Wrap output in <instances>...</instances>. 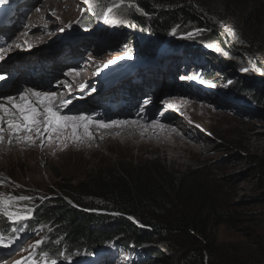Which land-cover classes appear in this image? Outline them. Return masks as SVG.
<instances>
[{"label": "rangeland", "instance_id": "374dc122", "mask_svg": "<svg viewBox=\"0 0 264 264\" xmlns=\"http://www.w3.org/2000/svg\"><path fill=\"white\" fill-rule=\"evenodd\" d=\"M27 1L39 4L40 1L44 2L46 0ZM27 1L22 5L23 8L19 11L20 13H18V9L21 7H17V15H19L17 21L22 22L23 18L20 17L24 14L22 12H28ZM57 1L63 6L61 8L67 7L66 15H56L54 10H51L52 12L49 15L44 14L40 17L38 21L42 23L40 25H29L28 22H25L23 27L20 28V25L18 26L16 22L15 25H11L9 31L3 33L4 37L12 34V39L8 37L9 41L8 39L4 40L7 45L6 50H8L5 59L13 58V65L19 64L20 68V64L24 63V61L38 60L41 62V56L49 57L44 50L46 52L47 49L51 50L48 41H45V35L53 33L55 37L67 36V33L72 31V29L68 28V24L73 21L76 23L73 28L78 26L79 30H83L90 25L93 27L103 24L105 25L103 33L112 35L113 30H117L118 33L115 36L112 35L116 38H120L126 32L130 34L128 42H106L104 38L105 41L103 39L98 41L93 37H82L81 42L77 45L78 48L74 49L75 52L81 54V57L78 56L75 60H84L85 56L86 61L88 58L99 67L100 73H107L111 70H105L102 64H108L109 61L131 52V47L136 48L133 51H138L141 48L143 49L142 51L150 52L151 46V50L156 55L155 53L162 47L161 41L167 42L169 40V46L173 48L174 52L177 53L179 51L180 54L169 56L165 60V65L163 63L159 69H152L149 75H142L143 78L148 77L149 83L142 85L141 88L145 91L148 89L153 90L154 94L150 98L152 97L157 104L165 106L170 113L177 114L182 125L192 124L197 128V131L206 139L209 157L196 167L185 168L170 165L169 163H158V161L151 158L145 161L134 160L125 154L124 151L118 150L111 159H104L95 165L94 163L86 165L88 163L84 162V158L90 155L83 148L82 150L75 149L73 154H68V156L61 159L42 160L39 157L35 166L31 157L19 154L17 159L6 162L3 171H0V220H7L9 224L7 227L13 230L18 227L17 223L10 221L7 213L11 211L26 215L28 218L20 221L23 226L18 228L23 229L24 227L25 231L28 232H25L26 234L21 240H17L18 244L14 249L6 253L10 256L3 257L0 263L17 264L20 261L21 264H34V261L38 262L40 260L35 256L46 254V250H50L49 246L61 248L66 239V235L58 234L52 223H36L38 221L31 217L33 213L26 204L10 202L3 197L6 196V198L8 197L15 201L22 196L9 197V195H25V198H29L26 195L37 193L44 195L49 190H56L62 186L80 182L87 175H99L104 165L113 163H120L123 166L145 164L146 171L155 168H167L173 171H196L199 179H202L208 185L209 183L213 184L212 186L209 185L213 188L212 193L215 194L217 202L225 208L227 213L239 214V216L241 213H247V217H254V219L249 217L243 219L244 217H240L233 224H228L218 222V218L214 215L207 216L209 238L215 240L224 252L238 253L243 261L247 260L252 253L264 254V195L263 198L261 197L264 193V169L260 171L255 162L258 158H261L264 162V101L261 99L257 100L250 91L253 90L255 92L256 90L264 89V32L254 35V38L251 41L249 40L250 43L248 45H245L241 39L238 40L236 35L238 28L251 32L257 30L253 20L250 18V10L243 9L239 11L233 9V7L224 10L222 0H186L192 4L193 9L199 12L200 18L206 22L209 29L212 27L214 36L207 35L209 32L201 29V27H194L193 23L187 21L186 26L184 25L186 33H181V35L180 33L172 34L171 30H168L166 32V35L168 34L169 36L168 38L164 37V39L157 40L153 34L154 29L152 30V25H150V20L154 21L155 17L145 14V18L149 19V26H142L139 20L134 19L135 10L142 12L141 7L134 5L132 0H130L131 3L129 4V1L126 2L124 0L123 2L121 0H88L87 3H85V0ZM176 1L174 0V2ZM178 1L184 2L185 0ZM109 8L112 9L111 12H108ZM107 13L109 17L104 21L103 17ZM163 20L155 19V23L157 21L160 24ZM32 26L37 27L38 32H41L40 35L45 37L34 38V36H31L36 32L31 30ZM156 26L159 27L158 24ZM161 26H163V23H161ZM57 27L61 28L57 29ZM25 28L28 29L22 35V29ZM96 33L98 34L99 32L96 31ZM79 34L82 35L81 32ZM106 34L104 36L109 37ZM204 36H208V39L211 40V42L208 41L211 43L208 48L204 45ZM248 36H251V34ZM243 38L245 39V37ZM66 43L68 44L66 45L67 49L72 50L69 46L72 45L71 41L68 40ZM90 48L95 49L96 52L89 50ZM140 55L144 56L147 54L141 52ZM32 56L33 58H31ZM65 57L67 61V56ZM196 57H204L205 60L200 62V64H196L193 62ZM67 62L74 67H79L80 65V63L74 65L72 61ZM119 62L112 66L118 65ZM231 62H233L234 67L227 70L224 69ZM6 63L10 64V62ZM184 65H198L204 72L203 76L206 77L204 83L210 85V88H206L211 89L212 93L201 91L194 85L193 81L188 80L185 83L177 80L179 76L185 77V69L180 68V66L184 67ZM243 69L248 70L243 71ZM54 71L60 73L61 70ZM82 74H84V71H79L81 83L86 80V77L82 76ZM48 75L50 76L51 74ZM25 77L27 81L31 79L34 82H40L37 76L29 77L25 75ZM60 78V76L57 77V79ZM105 78L109 80L107 77ZM228 78L230 82H227L226 79ZM17 79L12 83L11 88L18 91L25 86L23 79ZM216 82L226 86V88H220ZM234 82L247 86L248 89L245 88L241 92L236 89ZM180 84L187 92L197 91L201 103L224 111L231 118V123L236 128L230 134H220L215 121L207 115L201 120H197L196 117L195 119L185 118L184 113H180L175 109L171 99L167 98H176V102L183 104L184 102L196 100L191 94L179 92L182 90L176 88ZM90 85L91 83L86 85V87ZM219 89L223 92L219 93ZM227 89H236L232 90L234 95L227 96L224 94ZM73 94L70 96H73ZM142 95L143 92L140 93L139 91L136 96L137 99H142ZM239 97L243 101L238 100ZM220 101L223 104L220 105ZM182 111H187L194 116L195 113L200 112L197 107L190 108V105L183 107ZM156 115H159V113L156 112ZM36 140L38 141L37 150L41 151L43 140L41 138H36ZM73 172H78L80 174L79 177L66 178L62 175L63 173ZM36 197L42 199L38 195ZM23 212L24 214H22ZM34 222L37 224L35 228L33 226ZM255 224H258V226L254 227L253 225ZM37 240H43V243L38 248L34 247ZM99 242L101 245L106 244L104 240ZM173 242L176 244L175 249H172L164 242H159L158 245H149L147 249L149 248L150 253L148 255L145 254L143 258L133 249L135 248L133 244L124 247L118 246L115 253H110L104 257L101 256L97 262L89 264H179L184 242L180 238H175ZM14 245L11 244V246ZM40 247L45 248L44 252L38 250ZM156 254H160V256Z\"/></svg>", "mask_w": 264, "mask_h": 264}, {"label": "trees", "instance_id": "16d2710c", "mask_svg": "<svg viewBox=\"0 0 264 264\" xmlns=\"http://www.w3.org/2000/svg\"><path fill=\"white\" fill-rule=\"evenodd\" d=\"M124 1L131 3L130 0ZM132 3L141 7L143 11L155 13L152 15L155 17L154 21L151 19L150 25L157 40L168 38V34L166 35L168 30H171L172 34L186 33L187 21L193 23L194 27H201L209 32L207 35L214 36L212 27L209 29L206 22L200 18L199 12L186 0L184 2L132 0ZM222 4L224 10L229 7L239 11L250 10V18L257 30L251 32L238 28L236 34L238 40L241 39L245 45L250 43L249 40L251 41L254 35L264 32V0H222ZM135 11L134 19L139 20L144 27L149 26V19L145 18V14ZM155 19H164L161 22L163 26L157 21L155 23ZM157 24L159 27L156 26ZM117 33V30H113L112 35L115 36ZM249 34L251 36H248ZM112 35L105 37L106 40L128 42L130 39V34L127 32L120 38ZM95 36L98 41L103 39L99 34ZM204 39V45L210 47L211 40L208 36H204ZM161 43L163 46L164 41ZM168 43L169 40L163 47L164 52L176 53ZM134 48L131 47V52L136 54L154 53L151 46L150 52L142 51L141 48L133 51ZM176 54L179 55V51ZM233 67L231 62L224 69ZM226 80L230 82L229 78ZM234 84L241 92L245 88L248 89L247 86L236 82ZM236 89H227L226 93L233 96L232 90ZM250 91L257 100L264 101V89ZM238 100L243 101L240 97ZM255 162L260 171L264 169L261 158L256 159ZM145 169V164L137 166L107 164L99 175H87L80 182L49 190L44 195L41 193L26 195L29 199L22 204L31 208L33 213L31 217L38 221L36 223H52L58 234L66 235L61 248L49 246L50 250H46V254L51 257L62 254L73 257L83 251L95 250L103 246L113 249V247L133 244L135 245L133 249L143 258L145 254L150 253L149 248L147 249L149 245L164 242L175 249L176 244L173 241L175 238H180L184 243L179 264H264V254L252 253L243 261L238 253L224 252L215 240L209 238L207 216L214 215L218 218V222L228 224H233L240 217H244L243 219L249 217L247 213H241L240 216L227 213L212 193L213 188L210 187L212 183H209V186L199 179L196 171H173L167 168L146 171ZM37 195L42 199L36 197ZM263 195L264 193L261 195L262 198ZM127 216L134 218L142 227L136 226ZM249 218L254 219V217ZM36 223L33 224L34 228ZM8 225L7 220H0V232L10 233L11 229L7 227ZM18 226L23 225L18 223ZM253 226L257 227L258 224ZM21 231L28 232L24 227ZM100 240H104L106 245H101ZM38 250L44 252L45 248L40 247ZM156 255L160 256V254Z\"/></svg>", "mask_w": 264, "mask_h": 264}, {"label": "bare ground", "instance_id": "6f19581e", "mask_svg": "<svg viewBox=\"0 0 264 264\" xmlns=\"http://www.w3.org/2000/svg\"><path fill=\"white\" fill-rule=\"evenodd\" d=\"M26 7L28 12L24 11L22 12L24 14L20 16L23 18V21H17L20 28L23 27L25 22H28L29 25L42 24L38 22L40 17L44 14L49 15L50 12H52L51 10H54V13L60 16L66 15L67 12V7L61 8L63 6L60 5L57 0L40 1L39 4L37 2L27 1ZM59 28L61 27H57V29ZM27 29L28 28L22 29V35H24ZM37 29V27L32 26L31 30L36 31L31 35L34 36V38L43 36L40 35L41 32H38ZM45 36V41H48L49 46L57 43V39L53 33H48ZM8 37L12 39V34ZM8 37L4 38L8 39ZM6 49V44L0 46V57H4V59L0 60V72H5L8 68H10L12 72H16L12 83L17 78L19 80L23 79L22 81L25 87H22L21 90H23L27 96H31L32 99H42L32 96L33 92H47L55 93L54 97H52V101L56 106L61 105L65 100H70L71 103H69L67 108L60 109V114L76 119L68 121L69 127L54 131L50 137H47V134L43 133L44 125L42 123L33 125L31 131H12L7 127V121L14 120L15 122H19L18 116L7 112L3 113V132L0 133V171H3L6 162L17 159L19 154L31 157L36 166L39 157L42 160L61 159L68 156V154H73L75 149L82 150L83 148L86 149L90 155L84 158V162L88 163L86 165L93 163L95 165L104 159H111L118 150L124 151L125 154L134 160L145 161L151 158L158 161V163H169L170 165H177L185 168L196 167L209 157L207 154L205 137L201 135L192 124L182 125L177 114L170 113L165 106L157 104L152 97L150 98V96L154 94L153 90L148 89L145 91L140 87L143 92L142 98H148L150 101L146 107H143L142 111L138 110L136 106L130 112H126L122 110V108L118 110H103L99 108L95 111L92 103L94 100H97V96L95 98L93 97V100L91 98L93 93L92 90L85 92L86 88L92 85L86 87V85L91 83V79H87L89 74H85L87 69V72H90L89 70L92 68L89 67L92 66V63H88V58L86 61L84 56V60L80 61L79 59L75 60L79 55L71 57L74 65L80 63L79 67H74L67 62L68 60L66 61L64 55L58 60H53L51 55L44 50L49 57L41 56V62L38 60L24 61V63L20 64V68L18 66L19 64L16 66L13 65V58L5 59L6 52L8 51ZM89 50L96 52V50L92 48ZM31 58H33V56ZM6 62H10V64ZM47 62L49 63L46 64ZM54 70L61 71L57 73ZM79 71H84L82 76L86 77V80L82 83L79 80ZM48 74L51 75L49 76ZM25 75L29 77L33 75L35 77L37 76L40 82H34L31 79L27 81ZM59 76L61 78L57 79ZM142 80V83L146 85L149 79L148 77H144ZM123 82L124 81L120 82L119 85ZM11 85L9 89L0 92V94H11L15 99L11 102L0 100V103H5L6 105L9 103H22L18 95L21 90H13ZM185 86L187 85L185 84ZM18 87H20V85H18ZM221 88L224 87L221 85ZM176 89H181L182 91H176L191 94L192 97L196 99L195 101L184 102L183 104L176 102V98L167 97L171 99L175 109L180 113H184L185 118L195 119L196 117L197 120H201L207 115L215 121L220 134H230V132L236 128V126L231 123V118L224 111L201 103L197 91L187 92L181 84ZM72 93H74L73 96H70ZM127 93L126 87H123L121 91L123 99L128 98ZM105 99L106 97H103L100 102L104 107L106 104ZM219 103L220 105L223 104L221 101ZM187 105H190L192 109L197 107L200 112L195 113V116L187 111L183 112L182 108H185ZM141 108L142 106L140 109ZM156 112H158L159 115H156ZM81 115L89 117L87 133L83 128H80L74 135L70 125L73 122L77 124L80 123L78 118ZM36 138H41L43 140L41 151L37 150L38 139L36 140ZM62 175L66 178H78L80 174L78 172H73L63 173Z\"/></svg>", "mask_w": 264, "mask_h": 264}, {"label": "snow or ice", "instance_id": "6c2138e0", "mask_svg": "<svg viewBox=\"0 0 264 264\" xmlns=\"http://www.w3.org/2000/svg\"><path fill=\"white\" fill-rule=\"evenodd\" d=\"M7 2L8 0H0V5H3ZM87 2L88 0H85V3ZM121 2H123V0H121ZM111 11L112 9L109 8L108 12ZM2 59H4V57H0V60ZM124 59H132V57H119L115 60L109 61L108 64L104 65V67L107 68L110 65L117 64L120 60H124ZM247 70L248 69H243V71H247ZM5 79L6 77L0 74V81H4ZM181 79H184V77H181ZM18 95L22 103L19 104L9 103L7 105L5 103H0V133L3 132V119H4L3 113L6 112L18 116L19 122H15L14 120L7 121V127L12 131L14 132H19L21 130L31 131L33 125H39L42 123L44 125L43 133L47 134V137H50L54 131H57L61 128L69 127L68 121L76 119L60 114V109L67 108L69 106V103H71V101L65 100L61 105L56 106L53 104L52 101V97H54L55 93H47V92L32 93V96L40 97L42 99H32V97L27 96L23 90H21L18 93ZM14 99L15 97H13L11 94L8 95L0 94V100H7L11 102ZM148 103H150V101L146 99L144 101L142 108L139 110L142 111L143 107H146ZM78 119L80 123L77 124L73 122L70 125L73 134L75 135L80 128H83L84 131L87 133L89 117L81 115ZM20 199H24V198L21 197ZM7 216L10 221L16 223L28 218L26 215H20L11 211L7 213ZM42 243L43 240H37L35 242L34 247L38 248ZM0 246H7L3 241V239H0ZM17 264H21V262L18 261ZM34 264H39V262L34 261ZM43 264H48V260L45 259L43 261ZM51 264H57V261L52 260Z\"/></svg>", "mask_w": 264, "mask_h": 264}, {"label": "water", "instance_id": "95a60500", "mask_svg": "<svg viewBox=\"0 0 264 264\" xmlns=\"http://www.w3.org/2000/svg\"><path fill=\"white\" fill-rule=\"evenodd\" d=\"M142 13H143V14H147V15H149V16H152V15L155 14V13H153V12H146V11H143V10H142Z\"/></svg>", "mask_w": 264, "mask_h": 264}]
</instances>
